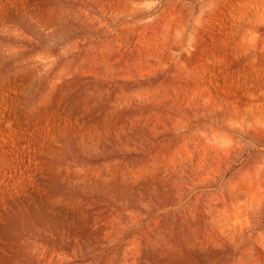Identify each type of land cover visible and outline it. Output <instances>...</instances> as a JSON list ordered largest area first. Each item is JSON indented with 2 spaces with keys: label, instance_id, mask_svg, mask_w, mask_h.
<instances>
[{
  "label": "rangeland",
  "instance_id": "1",
  "mask_svg": "<svg viewBox=\"0 0 264 264\" xmlns=\"http://www.w3.org/2000/svg\"><path fill=\"white\" fill-rule=\"evenodd\" d=\"M0 264H264V0H0Z\"/></svg>",
  "mask_w": 264,
  "mask_h": 264
}]
</instances>
